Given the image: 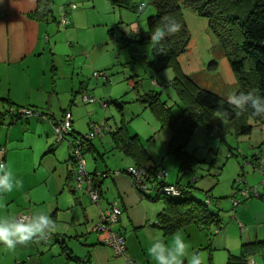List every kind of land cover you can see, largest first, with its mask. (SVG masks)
Instances as JSON below:
<instances>
[{"label": "crops", "instance_id": "1", "mask_svg": "<svg viewBox=\"0 0 264 264\" xmlns=\"http://www.w3.org/2000/svg\"><path fill=\"white\" fill-rule=\"evenodd\" d=\"M36 3L37 0H0L1 157L7 170L22 182V187L0 194V215L42 212L50 216L54 227L47 239L34 238L14 250L0 245V264H125L104 245L106 232L92 231L101 212L113 202L123 210L119 230L124 234L130 257L135 264H155L147 252L152 243H170L180 232L199 237V231L188 224L175 235H164L156 225L163 203L155 198L153 189L136 190L124 173L113 172L110 179L99 182L101 195L96 205L84 188H75V164L69 143H54V133L38 117L11 123L6 116L10 106L33 108L48 118L70 109L73 133L68 140L83 135V127L77 123L82 114L72 105L82 90L87 94L89 89L82 79L84 68L108 71L113 58L109 41L115 34L118 17L109 19L107 15L114 12L110 9L121 7L111 0H53L51 17L38 21L33 16ZM72 4L75 8L69 7ZM63 15L68 19L67 25L60 23ZM81 100L89 103L82 96ZM113 100L117 103L116 97ZM118 126L110 130L106 125L108 132ZM112 147L118 150L114 144ZM84 148L87 173L112 170L104 160L105 148L101 150L94 140ZM126 160L121 159L116 167L125 170L132 164L131 159ZM173 183L176 182L170 184ZM193 185L195 193L199 189ZM181 237L189 242L184 235ZM187 253L182 264H189L191 257Z\"/></svg>", "mask_w": 264, "mask_h": 264}, {"label": "rangeland", "instance_id": "2", "mask_svg": "<svg viewBox=\"0 0 264 264\" xmlns=\"http://www.w3.org/2000/svg\"><path fill=\"white\" fill-rule=\"evenodd\" d=\"M131 1L138 6L144 5V9L135 12L132 9L115 8L110 9L114 12L107 15L109 19L118 17L115 34L109 41L113 58L108 71H103L107 77H95L92 70L83 69L82 79L89 89L87 94L82 90L72 105L82 114L77 123L83 127L84 135L89 132L88 124L91 122L101 126L108 125L112 130L124 121L129 135H137L152 161L161 166V169L164 168L167 173L164 180L169 183L179 181L183 186L194 181L199 189L194 197L200 200L205 199L203 191L208 190L213 202L211 210L218 213L222 221L221 228L211 227L210 236L206 237V230H200L197 225L191 224V227L199 231L197 233L200 238L193 234L189 237L185 232L176 235L188 238L187 257L195 253L201 257L202 264H209V257L211 264H227L228 252L238 256L242 243L264 241V199L253 194L249 197V193L243 192L248 190L253 193L257 190L260 194L264 193V127L256 125L249 134L241 135H237L233 127L221 132L219 128H224L226 121L220 116L214 117L208 125H198L185 145L186 151L194 159L189 163V169L180 172L178 159L168 151L171 131L162 127L155 112L141 101L149 90L159 91L160 99L169 110L174 114L180 113L184 106L183 100L170 85L176 79L177 72L174 67L158 68L156 71L149 67L148 63L153 60L152 44L141 43L140 38L147 29V18L155 13L154 6L151 0ZM181 11L190 40L187 50L177 58L180 71L198 87L233 104L232 100L237 92L236 78L216 35L209 28L206 19L192 9L181 6ZM127 36L133 37V41L128 43L121 39ZM84 94L94 98L95 102H83L81 96ZM114 97L117 103L113 100ZM119 107L122 108L121 112ZM67 111L71 112L70 109ZM31 116L43 120V125L54 133L53 122L62 115H55L53 118H46L45 114ZM249 123L252 121L249 120ZM68 138L71 136L60 143L68 144ZM52 140L55 143V135ZM92 140L101 150L105 148L104 160L112 169L105 171L107 177L104 180L110 179L113 172L123 171L116 167L121 159L131 162L120 150L112 149L114 143L108 128L103 136ZM88 155L85 153V156ZM99 161L103 166V162ZM131 163L125 169L135 166ZM152 192L156 194L155 191ZM234 200L238 203L236 206ZM252 256L256 264H262L261 256Z\"/></svg>", "mask_w": 264, "mask_h": 264}, {"label": "trees", "instance_id": "3", "mask_svg": "<svg viewBox=\"0 0 264 264\" xmlns=\"http://www.w3.org/2000/svg\"><path fill=\"white\" fill-rule=\"evenodd\" d=\"M111 2L121 8L132 10L136 8L131 0H111ZM151 3L155 13L147 18V29L142 33L140 42L152 44L153 60L148 65L153 71L163 67H174L177 77L170 85L181 97L184 106L180 113L174 114L160 99V92L155 90L145 93L141 101L155 112L160 125L171 131L168 151L176 156L180 164V172H183L189 169V163L194 159L186 151L185 145L190 141L198 125L202 123L208 125L214 117L220 116L225 119L226 126L220 127L219 131L223 132L233 127L237 135L249 134L256 125L264 127V115H253L251 109H239L217 94L198 87L180 71L177 58L187 50L190 40L181 6L188 7L205 18L209 28L216 35L236 78V96L241 93L264 96V0H151ZM52 4L53 0H37L33 16L38 21H48L52 14ZM143 8L144 5H140L135 10L142 11ZM173 21L179 24L177 32L165 35L159 41L152 38L158 26ZM121 39L128 43L133 41L131 36ZM37 112L44 116L43 113ZM21 118L23 117L16 115L11 117L10 122L14 123ZM249 120L252 123H249ZM123 122L111 132L114 147L129 157L136 167L146 169L152 187L155 183L174 185L180 192L176 197L167 195L157 197L155 194V198L163 203L156 224L164 232L163 234L170 235L188 224H195L206 230L208 237L211 227L220 229L222 221L218 213L211 210L213 205L211 194L206 191L205 199L200 200L193 195L194 181L183 186L179 181L170 184L167 181L156 180L155 173L161 168L153 164L151 156L142 146L138 136L129 135ZM72 133L71 126L64 139ZM86 134H79L74 139L82 140ZM92 139L84 141L85 147ZM68 141L69 144L73 142V140ZM72 159L74 161L73 156ZM91 174L93 186L100 194L99 182L102 179H99L95 172ZM263 197L264 193L258 194V198L263 199ZM206 200H209V203ZM254 254L261 256L264 264V241L253 240L242 243L241 253L238 256L228 254L227 264H246L247 258Z\"/></svg>", "mask_w": 264, "mask_h": 264}, {"label": "built area", "instance_id": "4", "mask_svg": "<svg viewBox=\"0 0 264 264\" xmlns=\"http://www.w3.org/2000/svg\"><path fill=\"white\" fill-rule=\"evenodd\" d=\"M70 8H75V5H70ZM60 23L62 25L68 24V19L66 16H61ZM93 76L95 77H107V74L103 71H94ZM83 100L93 102L95 101L94 98L88 97L87 95H83ZM105 106V104H103ZM38 110L33 108H25V107H15L10 106L8 110L6 111V116L10 121H12L11 117H14L16 115H19L20 117L26 118L33 114H38L39 116H42L37 112ZM54 135H55V141L61 142L64 140V137L67 135V133L71 130L72 126V115L70 111H64L61 118L58 120H54ZM105 129H107L106 126L98 125L94 122H91L89 124V132L84 136V138L76 139L73 141L70 145L73 150V158L75 163V170L73 175V181L76 189H82L84 188L85 192L88 194L90 200L95 203L96 205H99L100 200V194L93 186V175L91 173H87L85 169V161L82 155L83 148L85 147L84 141L87 139H92L95 137H101L105 133ZM2 153L3 148H0V164H3L2 160ZM124 173L126 174L130 179L135 187L136 190L139 192H146L148 190L153 189L156 192L157 197L161 196H171L176 197L180 194L178 188H176L174 185H166V184H160L155 183L154 187H152L149 183V177L146 169L144 167H136L131 166L124 171H117L114 172V174H120ZM99 179H104L107 177L106 173L98 174ZM167 173L163 169H159L155 173V179L158 181H166L164 180ZM244 193H249L250 195H254L258 197L259 192L255 190L253 193L248 190L243 191ZM264 199V197H263ZM207 203H209V200H206ZM234 206L238 204L235 200L233 201ZM123 214L122 208L116 203L113 202L110 204V206L100 214L99 221L93 226L92 231L95 232H106L107 236L104 239V245L110 249L112 256L115 258H122L125 261V264H135L134 260L130 257V255L127 252L126 249V243H125V237L124 234L119 230V225L121 222V217ZM18 215H24L29 216L28 214H22L19 213ZM49 237V234L45 236V239ZM75 264H84L83 261L77 262ZM246 264H256V261L254 257L250 256L246 260Z\"/></svg>", "mask_w": 264, "mask_h": 264}, {"label": "clouds", "instance_id": "5", "mask_svg": "<svg viewBox=\"0 0 264 264\" xmlns=\"http://www.w3.org/2000/svg\"><path fill=\"white\" fill-rule=\"evenodd\" d=\"M179 30V24L173 22L158 26L153 35L156 41L165 35ZM232 103L241 110L251 109L253 115H264V96H253L250 93H241L233 97ZM22 187V182L15 178L6 166L0 164V194L11 193L14 189ZM54 223L45 213H33L24 215H0V245L9 250H14L18 245H23L34 238L47 236ZM189 245L180 235L172 238L170 243L157 240L147 249L148 255L155 264H182V258L186 256ZM189 264H202L198 254L193 253Z\"/></svg>", "mask_w": 264, "mask_h": 264}]
</instances>
